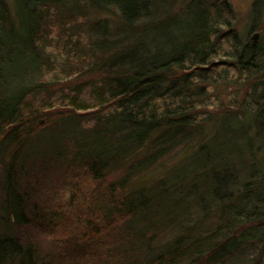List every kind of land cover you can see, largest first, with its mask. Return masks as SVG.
<instances>
[{"label": "trees", "instance_id": "obj_1", "mask_svg": "<svg viewBox=\"0 0 264 264\" xmlns=\"http://www.w3.org/2000/svg\"><path fill=\"white\" fill-rule=\"evenodd\" d=\"M263 77L230 0H0V264L53 171L68 264H264Z\"/></svg>", "mask_w": 264, "mask_h": 264}, {"label": "rangeland", "instance_id": "obj_2", "mask_svg": "<svg viewBox=\"0 0 264 264\" xmlns=\"http://www.w3.org/2000/svg\"><path fill=\"white\" fill-rule=\"evenodd\" d=\"M233 9L235 11V15L237 17V28H238V34L239 36L252 40V35L255 32H259L260 37L258 41L264 42V0H230ZM264 79V77H263ZM256 86V85H255ZM254 86V81L250 83L249 85V91L247 92V101L252 100V88ZM218 90L214 91L212 95L210 96L209 101L211 102V106L208 107V111L210 113L215 112L218 114V116H222L223 113L227 112L226 110L223 111V109L219 108L221 107L218 105ZM264 100V99H263ZM213 105V106H212ZM238 109V108H237ZM235 111L236 109H232ZM240 115L245 114L246 108H241ZM245 111V112H241ZM238 115V114H237ZM1 172V170H0ZM1 175V174H0ZM42 176V173H39V177ZM59 176L57 171L51 172V177L47 183V179H45L44 176L37 179H33L32 182L30 180V184H33L36 182V185L39 186L38 192L34 194V198H32V203L37 201L39 202V207L36 209V212L38 214H34L30 216V226L27 228L24 227V229L21 230V235L24 241L26 240H34L38 244L39 249L41 250L42 254L46 252H50L54 258L56 264H68L72 260V254L69 249V247L61 249L60 242L59 244L56 242L55 238L56 235L61 234L62 236H68V233L70 230L66 228V230L60 229L57 230L54 234L52 231V226L45 224L46 222L42 220L41 222V216L44 215V204L43 200L46 197V200L49 201V198L52 200V198L56 197V193L58 191V188L61 187V183H59ZM47 183V184H46ZM4 185L0 184V217L6 216L9 212H14L16 209L15 202H9V199L4 197L3 194ZM54 190V191H53ZM3 195V196H2ZM54 195L53 197H51ZM58 200V196H57ZM58 203V202H57ZM35 212V213H36ZM38 215V216H37ZM75 223L73 226H70L74 229ZM0 230L3 232H10V234L14 231L11 229L8 225L3 222V220H0ZM61 236V237H62Z\"/></svg>", "mask_w": 264, "mask_h": 264}, {"label": "water", "instance_id": "obj_3", "mask_svg": "<svg viewBox=\"0 0 264 264\" xmlns=\"http://www.w3.org/2000/svg\"><path fill=\"white\" fill-rule=\"evenodd\" d=\"M251 37H252V41H254L256 43V42H258L260 34H259V32H255Z\"/></svg>", "mask_w": 264, "mask_h": 264}]
</instances>
